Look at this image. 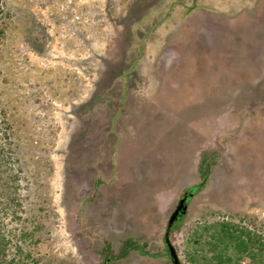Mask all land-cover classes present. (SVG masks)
Listing matches in <instances>:
<instances>
[{
    "label": "rangeland",
    "instance_id": "rangeland-1",
    "mask_svg": "<svg viewBox=\"0 0 264 264\" xmlns=\"http://www.w3.org/2000/svg\"><path fill=\"white\" fill-rule=\"evenodd\" d=\"M5 1L0 118L21 218L1 220L8 258L26 231L19 260L100 264L102 235L131 234L161 254L114 264H174L164 236L183 197L180 264L205 222L264 234V0ZM209 149L222 159L203 187Z\"/></svg>",
    "mask_w": 264,
    "mask_h": 264
},
{
    "label": "trees",
    "instance_id": "trees-1",
    "mask_svg": "<svg viewBox=\"0 0 264 264\" xmlns=\"http://www.w3.org/2000/svg\"><path fill=\"white\" fill-rule=\"evenodd\" d=\"M7 3L0 0V41L5 33L4 23L5 15H10L7 11ZM4 120L0 118V264H30L29 262L19 260L20 255L29 257L26 246L23 245L30 237V232L22 233L24 238L15 246V253L19 256L8 258L10 255L11 239L6 236L2 219L7 216H13L14 219H21L19 211L16 208V202L19 198V168L15 167L11 152H9L4 143L11 141L10 125L3 124ZM222 159V154L216 149H209L203 152L200 158L198 170L203 182V187L209 185L211 177ZM96 190L102 184V178L98 176L94 180ZM98 193V192H97ZM183 217V216H182ZM243 221L236 222L232 219H218L211 222H205L201 230L196 229L191 238L194 245L188 250L187 256L191 264H264V234L255 227H251ZM174 225L171 229L173 230ZM165 242V236H164ZM123 243V244H122ZM122 246L112 242L107 236L102 235L100 241L95 246V251L100 257V264H114L118 261H126L131 250L138 251L142 256L152 257L160 255L161 252H152L148 249V243H143L133 235H126L122 239ZM165 250L170 255V251L165 242ZM173 264V263H172Z\"/></svg>",
    "mask_w": 264,
    "mask_h": 264
},
{
    "label": "water",
    "instance_id": "water-1",
    "mask_svg": "<svg viewBox=\"0 0 264 264\" xmlns=\"http://www.w3.org/2000/svg\"><path fill=\"white\" fill-rule=\"evenodd\" d=\"M187 199H188L187 197H183L180 199V201H178L176 208L174 209L173 213L170 215L168 226L165 233V242L168 246L174 264H180V259L175 246L171 242L170 232L175 222L180 221L183 214L185 213L188 202Z\"/></svg>",
    "mask_w": 264,
    "mask_h": 264
},
{
    "label": "crops",
    "instance_id": "crops-1",
    "mask_svg": "<svg viewBox=\"0 0 264 264\" xmlns=\"http://www.w3.org/2000/svg\"><path fill=\"white\" fill-rule=\"evenodd\" d=\"M128 88H130L131 90H132V88L131 87H134V88H137V86H127Z\"/></svg>",
    "mask_w": 264,
    "mask_h": 264
},
{
    "label": "flooded vegetation",
    "instance_id": "flooded-vegetation-1",
    "mask_svg": "<svg viewBox=\"0 0 264 264\" xmlns=\"http://www.w3.org/2000/svg\"><path fill=\"white\" fill-rule=\"evenodd\" d=\"M176 223V222H175Z\"/></svg>",
    "mask_w": 264,
    "mask_h": 264
}]
</instances>
